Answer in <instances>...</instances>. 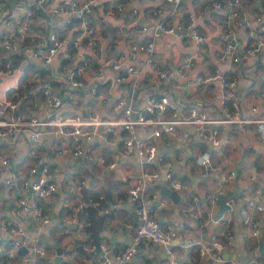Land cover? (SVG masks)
Segmentation results:
<instances>
[{"label": "built area", "instance_id": "obj_1", "mask_svg": "<svg viewBox=\"0 0 264 264\" xmlns=\"http://www.w3.org/2000/svg\"><path fill=\"white\" fill-rule=\"evenodd\" d=\"M185 1L159 0L151 7L138 8L131 0H68L54 9L53 16H64L59 26L51 21V12H46L49 0H33L27 8L13 5V11L19 13L18 22L7 17L2 19L0 81L12 73L14 63V58L3 62L1 55L19 53L28 41L35 44L31 51L35 63L42 68L52 67V71H57V80L51 83L38 78L36 67L28 81L36 80L37 87L20 94L16 92V84L11 95L9 90L8 96H0V139L28 133L27 156L31 160L40 153L39 140L44 133L56 136L48 151L58 159L83 156L88 161L95 160L115 169L117 162H107L101 154L93 158L96 144L105 149L112 147L122 157L139 158L138 174L123 194L133 204L137 217L131 241L123 250L113 254V261L108 246L100 243L102 258L96 264H129L138 247L147 243L161 247L170 258L169 264H177L174 247L181 230L159 223L149 206L151 198L147 188L162 183L169 190L179 192L185 188V177L176 175L174 160L167 153L159 152L156 140L163 136L179 137L182 144H187L192 135H196L201 142L218 146L220 129L234 126L264 145V118L256 117L257 106L246 111L240 108L235 92L238 80L226 75L239 67L241 54L244 58H264V0H189L203 14L217 18L221 35L214 63L223 66L221 72L198 68V60H209L208 36L202 31L199 17L184 7ZM3 7L4 0H0V11ZM38 16L42 18L39 30L46 33L40 43L30 35L31 23ZM141 21L145 23L140 24ZM74 32L78 34L71 38ZM162 37L169 38L170 45L177 43L187 47L192 44L194 52L185 54L173 67L158 56L157 41ZM257 63L251 73L264 72V62ZM193 71L196 73L193 84L196 93L217 83L219 116L211 117L203 108L189 104L184 98L174 97L180 89L178 80ZM148 72L151 74L149 84L146 81ZM29 95L34 109L39 105L51 108V116L39 117L35 110L24 113L21 105ZM62 108L72 112H63ZM181 126L190 127V130L179 134ZM194 162L199 175L204 178L216 169L208 149L198 151ZM28 169L33 179L30 182L24 180L21 187L29 188V195L17 196V209L12 211L11 218L6 219L0 214V232L10 238L0 245V264H38L46 257V251L36 241L23 236L17 215L31 212L41 225L49 222L44 202L57 191V170L43 162L29 164ZM0 171L4 184L13 190L17 171L11 168L10 159L1 150ZM235 175V171H230L223 175L222 181H230ZM120 178L127 180L123 176ZM245 184L246 188L239 196V216L251 237L257 239L264 236V184L256 186L252 177ZM84 186L85 180L78 181L70 191H79ZM219 194L206 196L208 209L205 215L215 223L228 224L229 218L214 219L213 210ZM186 197L195 202L196 210L203 209L204 205L193 195L187 194ZM103 200V194L98 193L89 195L87 202L78 201L69 213L70 221L77 220L82 228L88 227L90 223L86 220L85 208H101ZM235 201L229 197L225 203L232 208ZM116 207L117 204L111 205V208ZM103 210L107 211L106 207ZM79 214L83 221H79ZM183 215L187 216V212ZM82 233L85 242L81 249L94 251L97 246L90 233ZM231 235L228 229L215 233L208 242L188 240L181 244V249L185 252L195 249L198 259L206 264H264L262 261L236 263L225 259L223 254ZM65 247L70 249V245ZM22 250L24 252L20 254ZM46 264L55 263L51 260ZM77 264H87V260L81 257Z\"/></svg>", "mask_w": 264, "mask_h": 264}, {"label": "crops", "instance_id": "obj_2", "mask_svg": "<svg viewBox=\"0 0 264 264\" xmlns=\"http://www.w3.org/2000/svg\"><path fill=\"white\" fill-rule=\"evenodd\" d=\"M64 1L68 0H49L46 12H51V21L59 26L62 25L64 16L62 14H54V9L58 8ZM132 5L138 8H148L159 3V0H131ZM18 4L22 8L30 7L33 0H4V7L0 12V34L3 30L4 17L15 22L19 21V13L13 11V5ZM184 7L191 13L196 15L198 21H201L202 31L208 36L206 45L209 60H198V68H205L208 72L222 71V65H215V53L220 44L221 27L216 23L215 16L203 14L198 6L191 5L189 0L184 2ZM42 18L36 17L35 22L31 23L32 32L30 35L36 37V42L40 43L46 33L39 30L42 24ZM141 21L140 24H144ZM76 25V24H75ZM201 28V27H200ZM78 32H74L71 38L76 37ZM141 38H143L141 36ZM139 38V39H141ZM171 40L162 37L157 41V53L166 63H170L175 67L181 58L187 53H193L194 47L188 44L183 47L177 43L170 45ZM172 44V43H171ZM20 48V46L16 45ZM34 43L29 41L23 50V56L19 53L5 52L2 61L8 58H14L12 73L4 76L0 81V96H8V91L18 84L20 77L24 75L25 66L31 65L34 69L38 67L32 56ZM180 51L177 55L175 49ZM20 59L19 64H16ZM264 58H244L241 54L238 68L231 71L229 77H236L238 86L235 90L236 98L239 106L243 111L249 110L251 106H257L258 113L256 117L264 118V72L251 73L254 65ZM42 68V67H38ZM47 69V68H42ZM48 74L42 79L49 82L57 80V71H52V67L48 68ZM151 74L148 72L146 81L150 83ZM196 80L195 71L187 74L183 79H179L180 89L175 92L174 97L184 98L189 104L203 108L209 116H219V102L217 100L219 87L217 83L205 88L204 92L196 93L193 86ZM58 83V82H57ZM59 85V83H58ZM10 95V93H9ZM24 113H35L39 117L51 116L53 110L51 108H43L41 105L37 109L32 107L31 101L27 98L21 105ZM63 112L71 113V109H61ZM190 130V127L181 126L178 133L181 134ZM140 132L141 129H138ZM220 139L218 146L208 145L201 142L196 135H192L191 141L182 144L178 138L163 136L156 140L159 152L170 155L174 160V171L176 175L185 177V188L179 191L180 199L175 202L168 194L163 192L166 186L162 183L147 188V194L151 198L149 206L153 209L155 218L163 226H172L181 230V236L176 239L174 247V260L177 264H206L204 260L198 259L193 249L192 252H185L181 249L183 242L210 241L217 232L230 230L232 234L229 244L224 251L223 257L230 259L236 263H247L262 261L264 263V252L261 255L259 247L264 243V236L257 239L252 238L248 228L241 222L239 209L241 202L240 194L246 188L245 181L251 177L254 179L256 186L264 184V145L255 141L250 134L242 133L234 126H226L220 129L218 134ZM56 140V136L51 133H44L39 140V155L35 159L27 156L28 149V133H16L8 139H0V150L10 159L11 168L17 171L15 178V188L12 190L4 184L3 175L0 171V208L1 216L9 219L12 211L17 209V196L19 194L29 195V188H22L24 180L30 182L33 176L28 173L29 164L45 163L49 167L57 170L56 184L57 191L44 202V206L49 215V222L41 225L32 217L31 212L17 215L18 221L23 227V236L36 241L38 246L46 251V257L40 259L38 264H46L47 261H54L55 264H77L81 257L87 260V264H96L101 260L99 244L103 243L110 249V257L113 261V254L123 250L131 241L133 227L137 224L136 212L133 204L123 197L127 188L134 183L139 170V158L137 156L122 157L112 147L103 148L100 144H96L93 152V158L103 155L107 162L115 161L117 166L115 169H109L106 164L97 161H88L83 156L68 157L58 159L48 151V147L52 141ZM208 149L211 152L212 163L216 167L214 171L207 177L199 175V169L195 166L194 157L200 150ZM230 171H235L236 175L232 180L223 182L222 177ZM126 177L124 181L120 177ZM85 180V186L79 191H70L78 181ZM167 188V187H166ZM168 189V188H167ZM220 192L226 201L229 197H233L235 205L225 211L221 218H229V223L210 221L205 215L208 206L206 205V196ZM103 194L104 200L101 201V208L97 209V215L103 217L102 228L99 232L98 240L93 242L97 246L94 251H84L81 245L85 242V236L78 221H70L69 213L76 207L78 201L87 202L89 195ZM193 195L204 207L201 211L196 210L194 201L187 198L186 195ZM117 204L116 208L111 205ZM107 211H104L103 208ZM89 207V206H87ZM220 210V204L217 199L213 213L214 219ZM187 212V216L183 215ZM79 221L84 218L81 214L78 216ZM86 220L90 223V221ZM129 224L132 227H126ZM221 239L222 236L220 237ZM9 236L0 232V245L9 240ZM52 240V243H50ZM61 243L60 250L53 244ZM65 245H70V249L66 250ZM24 251L22 250L20 254ZM254 259V260H253ZM170 258L165 254L163 249L154 244H144L138 247L136 255L129 264H169Z\"/></svg>", "mask_w": 264, "mask_h": 264}, {"label": "trees", "instance_id": "obj_3", "mask_svg": "<svg viewBox=\"0 0 264 264\" xmlns=\"http://www.w3.org/2000/svg\"><path fill=\"white\" fill-rule=\"evenodd\" d=\"M19 54L23 56V50H20ZM19 62H20V59H17L16 64H19ZM33 71H34V68L31 65L25 66L24 75L20 77L18 81V88L16 92L23 94L26 90L31 91L32 89L37 87L36 80H33L32 82L28 81L32 77ZM48 71H49L48 68L47 69L37 68L38 78H43L46 74H48ZM14 91L15 90H11L10 95ZM28 99L31 101L32 96L29 95ZM85 211L87 213V219L90 221V226L87 228V230L94 240H98L99 232L101 231V228H102L103 217L97 215V209L91 206L86 207Z\"/></svg>", "mask_w": 264, "mask_h": 264}, {"label": "water", "instance_id": "obj_4", "mask_svg": "<svg viewBox=\"0 0 264 264\" xmlns=\"http://www.w3.org/2000/svg\"><path fill=\"white\" fill-rule=\"evenodd\" d=\"M163 192L165 194H168L175 202H177V200L180 199V196H179L178 192H176V191L169 190L165 187V188H163ZM218 201L220 204V210L216 215L217 219L221 218L223 213L230 209V206L226 205L223 195H221V194L218 195ZM259 251H260L261 255H263L264 243L260 244Z\"/></svg>", "mask_w": 264, "mask_h": 264}, {"label": "rangeland", "instance_id": "obj_5", "mask_svg": "<svg viewBox=\"0 0 264 264\" xmlns=\"http://www.w3.org/2000/svg\"><path fill=\"white\" fill-rule=\"evenodd\" d=\"M175 52H176L177 55L181 54L180 51L177 48L175 49ZM50 243H52V240H50ZM53 246H56L58 248V250H60L61 247H62V244L61 243L53 244Z\"/></svg>", "mask_w": 264, "mask_h": 264}]
</instances>
